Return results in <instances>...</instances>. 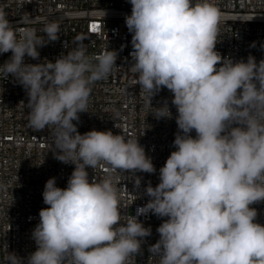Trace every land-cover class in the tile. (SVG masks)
I'll use <instances>...</instances> for the list:
<instances>
[{"label": "clouds", "instance_id": "obj_1", "mask_svg": "<svg viewBox=\"0 0 264 264\" xmlns=\"http://www.w3.org/2000/svg\"><path fill=\"white\" fill-rule=\"evenodd\" d=\"M129 2V69L157 120L172 113L167 100L154 108L152 98L162 88L172 93L178 126L160 182H149L148 202L130 218L122 214L120 194L128 190L113 174L155 173L152 158L138 139L77 129L91 86L119 68L117 51L105 49L93 60L77 45L55 62L26 64L25 56L38 59V47L59 40L60 24L47 22L40 37L13 26L0 6V54H12L0 77L11 76L25 89L29 125L51 129L54 158L75 166L65 188L55 177L45 183L48 207L31 233L36 250L26 258L8 252L6 264H136L152 232L137 218L147 212L167 218L148 248L159 264H264V225L250 207L264 202V59L234 62L215 50L220 13L212 0ZM30 20L24 13L18 23ZM100 165L108 169L105 178L90 181L87 169Z\"/></svg>", "mask_w": 264, "mask_h": 264}, {"label": "built area", "instance_id": "obj_2", "mask_svg": "<svg viewBox=\"0 0 264 264\" xmlns=\"http://www.w3.org/2000/svg\"><path fill=\"white\" fill-rule=\"evenodd\" d=\"M220 13L219 35L215 50L234 62L249 55L257 63L264 59V0H212ZM0 6L8 13L7 19L18 29H34L43 37L42 29L51 20L60 24V38L38 47V59L24 57L26 64H38L56 58L77 45L86 48L93 59L105 49L118 53L117 68L106 79L91 87L88 112L80 113L77 129L81 134L90 130H111L130 139H138L146 155L152 158L155 173L125 171L115 173L114 180L121 190L122 214L137 215L149 200L145 188L149 182L155 187L159 181V169L164 166L170 153L175 150L173 141L178 131L175 117L177 110L171 104L172 93L166 88L156 94L152 107H160L165 100L172 113L171 119L157 120L155 110L148 105L146 93L136 83L137 74L129 67L131 33L125 25V16L131 14L129 0H31L20 7L19 0H0ZM24 13L29 23H18ZM46 38V37H45ZM255 42L256 47L250 45ZM0 54V65L11 56ZM28 97L25 89L13 77H0V264H6L8 252L26 258L36 250L31 233L39 222V211L48 207L43 203L46 181L55 177L57 186L65 188L74 165L64 164L54 158L51 129L36 131L29 125ZM195 136V131L191 133ZM89 179L102 180L108 171L100 165L87 169ZM135 177H140L139 188ZM250 207L257 209L256 222L264 225V202ZM145 227H151V235L145 238L142 251L136 256V264H159L158 256H151L149 245L156 243V229L163 222L151 212L138 215Z\"/></svg>", "mask_w": 264, "mask_h": 264}]
</instances>
